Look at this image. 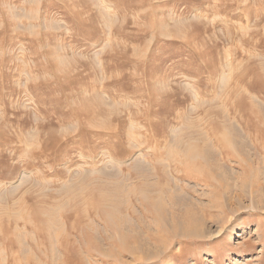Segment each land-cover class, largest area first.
<instances>
[{"label":"rangeland","instance_id":"1","mask_svg":"<svg viewBox=\"0 0 264 264\" xmlns=\"http://www.w3.org/2000/svg\"><path fill=\"white\" fill-rule=\"evenodd\" d=\"M0 264H264V0H0Z\"/></svg>","mask_w":264,"mask_h":264},{"label":"bare ground","instance_id":"2","mask_svg":"<svg viewBox=\"0 0 264 264\" xmlns=\"http://www.w3.org/2000/svg\"><path fill=\"white\" fill-rule=\"evenodd\" d=\"M242 155V154H241ZM247 155V154H246ZM237 160V159H236ZM243 161V158L240 156L238 162L240 164V162ZM149 189V188H147ZM170 190V189H169ZM177 190V189H175ZM148 192V191H147ZM169 192V191H168ZM167 192V193H168ZM179 193V192H178ZM170 194V193H169ZM145 196V195H144ZM171 196V195H170ZM148 197V196H147ZM146 197V198H147ZM180 197V196H179ZM171 198V197H170ZM173 198H175L173 196ZM177 198V197H176ZM151 202V201H150ZM155 203H158L157 200ZM146 204V203H145ZM159 204V203H158ZM147 205V204H146ZM156 205V204H155ZM160 205V204H159ZM158 206V205H157ZM192 206H186L182 209H177L174 213L171 212V224H172V229L174 230V232H178V233H181V234H185V232H193V233H197L196 236L198 235V232L199 231V228L197 229L196 228V225H198L199 223L201 224L200 220H195L194 218L191 217V214H192ZM159 208V207H158ZM157 208V209H158ZM160 209V208H159ZM154 213V212H153ZM170 213V212H169ZM163 216V215H162ZM180 218V219H179ZM182 218V219H181ZM161 219H163L161 217ZM199 223H198V222ZM198 223V224H196ZM198 227V226H197ZM173 232V231H172ZM135 233V232H134ZM192 233V234H193ZM187 234V233H186ZM189 234V233H188ZM191 234V233H190ZM189 234V235H190ZM191 234V235H192ZM200 234V232H199ZM195 234H193L192 236H194ZM200 236V235H198ZM190 237V236H189Z\"/></svg>","mask_w":264,"mask_h":264}]
</instances>
